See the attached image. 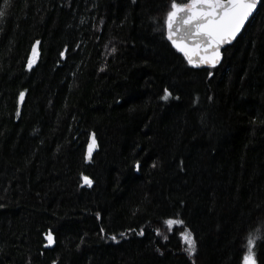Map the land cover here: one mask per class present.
<instances>
[{
    "label": "trees",
    "instance_id": "1",
    "mask_svg": "<svg viewBox=\"0 0 264 264\" xmlns=\"http://www.w3.org/2000/svg\"><path fill=\"white\" fill-rule=\"evenodd\" d=\"M170 2L8 0L0 264H243L250 233L264 264V0L202 68L166 39Z\"/></svg>",
    "mask_w": 264,
    "mask_h": 264
},
{
    "label": "snow or ice",
    "instance_id": "2",
    "mask_svg": "<svg viewBox=\"0 0 264 264\" xmlns=\"http://www.w3.org/2000/svg\"><path fill=\"white\" fill-rule=\"evenodd\" d=\"M260 2L261 0H187L186 3H183L178 2V0H171L164 19L166 39L177 52L183 55L188 65L215 67L221 59V46L230 43L237 37ZM7 6L8 0H4V5L0 7V17H4ZM38 43L37 41L32 45V55L28 57L27 61L29 69L34 63ZM60 55L63 57L64 53L61 52ZM208 75L211 76L212 73L209 72ZM24 95V92L19 93L20 101H23ZM170 95L171 92L166 87L161 99L166 100ZM94 145L95 136H92L89 144V157ZM138 167L139 165H137ZM82 179L85 184L91 186L92 181L87 176H83ZM99 215L97 213L98 218ZM164 224L171 231L175 225H184V221L169 218L164 221ZM103 231L101 229L102 233ZM256 231L258 233L260 229L258 228ZM138 234L143 235V231ZM120 235L123 236L124 234L121 233ZM157 235H160L159 229H157ZM180 236L187 245L184 251L189 259H192L196 252V241L192 238V233L184 228ZM258 238V236L249 234L243 264H257L253 246ZM46 239L49 243L52 242L51 232L46 234ZM111 239L115 240L116 237L112 236ZM164 239L167 240L168 237L165 236Z\"/></svg>",
    "mask_w": 264,
    "mask_h": 264
},
{
    "label": "water",
    "instance_id": "3",
    "mask_svg": "<svg viewBox=\"0 0 264 264\" xmlns=\"http://www.w3.org/2000/svg\"><path fill=\"white\" fill-rule=\"evenodd\" d=\"M258 6H259V4H258ZM258 6H257V8H258ZM256 10H257V9H256ZM256 10H254L253 15L249 17L248 21L245 22V26L241 29V32L238 33L237 37L242 33V31L244 30V28L246 27V25L248 24V22H249V21L251 20V18L254 16ZM237 37H236V38H237ZM236 38H235L234 40H232L230 43L222 45V46H221V52H222V49H224L225 47L231 45V44L236 40ZM197 67L202 68V67H209V66H207V65H200V66H197ZM22 103H23V101H20V100H19V103H18L19 108L21 107ZM92 136H95V134H94V133H91V134H90L89 139H88V142H87V144H86V148H85V156H84V157H85V161L88 162V163L91 162V160H92V158H93V155H94V154L98 151V149H99L98 141L96 140V136H95V145H94V146L92 147V149H91V156H90V157L88 156V153H89V144H90V142H91V137H92ZM52 240H53V239H52ZM47 241H48V240H47ZM51 243H52V242H51ZM51 243H49V241H48V244H49V245H51Z\"/></svg>",
    "mask_w": 264,
    "mask_h": 264
},
{
    "label": "rangeland",
    "instance_id": "4",
    "mask_svg": "<svg viewBox=\"0 0 264 264\" xmlns=\"http://www.w3.org/2000/svg\"><path fill=\"white\" fill-rule=\"evenodd\" d=\"M179 2H183V3H186V2H187V0H181V1H179Z\"/></svg>",
    "mask_w": 264,
    "mask_h": 264
},
{
    "label": "bare ground",
    "instance_id": "5",
    "mask_svg": "<svg viewBox=\"0 0 264 264\" xmlns=\"http://www.w3.org/2000/svg\"><path fill=\"white\" fill-rule=\"evenodd\" d=\"M226 49V48H225Z\"/></svg>",
    "mask_w": 264,
    "mask_h": 264
}]
</instances>
